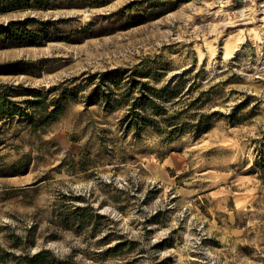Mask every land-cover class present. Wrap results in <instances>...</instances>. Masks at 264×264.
Returning a JSON list of instances; mask_svg holds the SVG:
<instances>
[{
	"label": "rangeland",
	"instance_id": "rangeland-1",
	"mask_svg": "<svg viewBox=\"0 0 264 264\" xmlns=\"http://www.w3.org/2000/svg\"><path fill=\"white\" fill-rule=\"evenodd\" d=\"M142 82L223 115L137 136ZM0 96V264H264V0H0Z\"/></svg>",
	"mask_w": 264,
	"mask_h": 264
},
{
	"label": "trees",
	"instance_id": "trees-1",
	"mask_svg": "<svg viewBox=\"0 0 264 264\" xmlns=\"http://www.w3.org/2000/svg\"><path fill=\"white\" fill-rule=\"evenodd\" d=\"M177 92V90H170L169 86L156 89L150 86L149 83L142 82L140 95L136 97V102L133 104L130 115H128L130 120L129 128H132L134 133L139 136L142 129L151 127L160 132L164 140L173 141L188 130L197 134L208 131L213 127L216 119L223 115L220 110L212 112L198 110V108H201L200 105L196 107V111L189 113V107L193 108L196 106L200 96L193 99L188 107L182 110L173 109L170 111L171 107L158 101V99L175 97ZM31 103L34 110L40 107L47 109V106L43 105L42 99L32 100ZM7 108L9 107L6 106L5 97L0 96V112H8L7 110L9 109ZM60 108L61 103L57 102L56 108L43 117L54 116L55 112ZM17 112L29 117L31 123L36 124L33 114L20 111V109H17ZM15 258H17V261L13 264H21V262L22 264H73L69 256L60 257L49 248H42L32 254H20Z\"/></svg>",
	"mask_w": 264,
	"mask_h": 264
}]
</instances>
